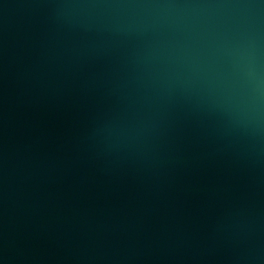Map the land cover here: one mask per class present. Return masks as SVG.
I'll return each mask as SVG.
<instances>
[{
    "label": "water",
    "instance_id": "95a60500",
    "mask_svg": "<svg viewBox=\"0 0 264 264\" xmlns=\"http://www.w3.org/2000/svg\"><path fill=\"white\" fill-rule=\"evenodd\" d=\"M0 264H264V0H0Z\"/></svg>",
    "mask_w": 264,
    "mask_h": 264
}]
</instances>
